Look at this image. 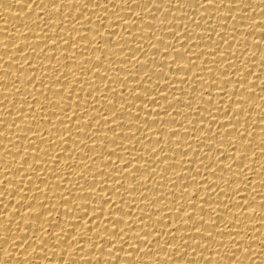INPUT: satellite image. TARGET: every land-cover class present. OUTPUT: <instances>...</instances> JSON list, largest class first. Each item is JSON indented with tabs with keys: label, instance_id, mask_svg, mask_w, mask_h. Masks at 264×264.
Listing matches in <instances>:
<instances>
[{
	"label": "bare ground",
	"instance_id": "1",
	"mask_svg": "<svg viewBox=\"0 0 264 264\" xmlns=\"http://www.w3.org/2000/svg\"><path fill=\"white\" fill-rule=\"evenodd\" d=\"M0 264H264V0H0Z\"/></svg>",
	"mask_w": 264,
	"mask_h": 264
},
{
	"label": "snow or ice",
	"instance_id": "2",
	"mask_svg": "<svg viewBox=\"0 0 264 264\" xmlns=\"http://www.w3.org/2000/svg\"><path fill=\"white\" fill-rule=\"evenodd\" d=\"M209 2H211V0H209ZM58 10H59V9H58ZM58 10H57V11H58Z\"/></svg>",
	"mask_w": 264,
	"mask_h": 264
}]
</instances>
